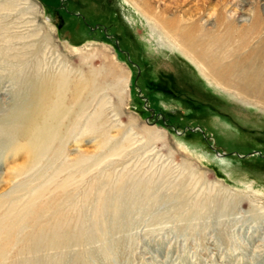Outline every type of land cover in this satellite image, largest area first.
I'll list each match as a JSON object with an SVG mask.
<instances>
[{"label":"rangeland","instance_id":"rangeland-1","mask_svg":"<svg viewBox=\"0 0 264 264\" xmlns=\"http://www.w3.org/2000/svg\"><path fill=\"white\" fill-rule=\"evenodd\" d=\"M150 1L0 0V123L53 126L0 137V264H264V103L161 29L257 43L264 0Z\"/></svg>","mask_w":264,"mask_h":264},{"label":"bare ground","instance_id":"bare-ground-1","mask_svg":"<svg viewBox=\"0 0 264 264\" xmlns=\"http://www.w3.org/2000/svg\"><path fill=\"white\" fill-rule=\"evenodd\" d=\"M124 1L128 4L130 3L131 6L138 11H141L146 18H151V16L154 15L155 10H153L150 0H134L137 4L139 3L143 6V9L141 10L140 8H137V4L134 1V4L129 0ZM199 22L200 19H197L192 23L181 26L179 24L181 21L175 19L171 20L170 23H162L161 29L164 31L165 35L171 38V42L179 49L180 53L189 57L192 60V63L201 69L200 71L202 75L212 78L211 80L218 86L227 89H237L239 91H237V93L240 94L239 97L242 99H256L257 101L264 103V38L258 37V40L256 41L257 43H250L251 39H248L247 37H232L233 34L231 33V30L229 32L231 34H229L228 37H219L216 35V31H219V27L225 22L224 16L220 13L215 22V33L211 31V28L210 31L204 30ZM259 23L258 19L255 20V23L253 21V29L250 28L251 31H253ZM167 25H170V27H167ZM229 29L231 28H228V30ZM218 34H220V31ZM255 39H257V37ZM4 80V78L0 77V85ZM14 81L12 82L14 83ZM54 85L55 83H50L48 91H46V93L44 92L45 95H52V92L55 91ZM56 85V90H59L60 85H58V83H56ZM13 89L15 88H11V90H3L1 93H4L5 96L7 94H11V96L16 95V97L18 95H20V97L23 96L22 94L24 91L16 90L17 92L15 93ZM41 92H35L33 97L39 98L40 96H44V93L41 95ZM19 100L22 103L21 98ZM19 100L14 103L17 104ZM35 100L33 99V101ZM19 106L20 107L16 105L18 108L15 109V117L13 115V117L6 116L1 119L2 122L0 124L2 125L0 127V137L7 136L8 138H11V134L19 131V137H22L25 140L29 139V141H32L34 136L46 138L47 133L53 129V126L45 118L47 117L45 115L49 114L48 116H50L52 110L48 112V109L42 107L43 110L41 109L39 115H42L46 120L38 119V121L35 120L28 122L29 120L23 117V114L26 112V104L23 102ZM51 109H53V107ZM3 129L5 131H3ZM7 131L8 133H6ZM37 147H39L38 143L33 144L31 149L36 151L38 150ZM22 148L25 149L24 146H22ZM22 172L23 171H20L19 173L22 175ZM19 173L17 176L20 175Z\"/></svg>","mask_w":264,"mask_h":264},{"label":"flooded vegetation","instance_id":"flooded-vegetation-1","mask_svg":"<svg viewBox=\"0 0 264 264\" xmlns=\"http://www.w3.org/2000/svg\"><path fill=\"white\" fill-rule=\"evenodd\" d=\"M256 155L262 156L261 152L258 151H253V153L250 156H256Z\"/></svg>","mask_w":264,"mask_h":264}]
</instances>
